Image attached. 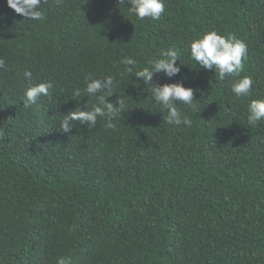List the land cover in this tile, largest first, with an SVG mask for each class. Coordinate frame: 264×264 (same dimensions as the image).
Instances as JSON below:
<instances>
[{"label": "trees", "instance_id": "16d2710c", "mask_svg": "<svg viewBox=\"0 0 264 264\" xmlns=\"http://www.w3.org/2000/svg\"><path fill=\"white\" fill-rule=\"evenodd\" d=\"M164 2L153 21L117 0H46L33 21L0 0V264H264V121L247 122L249 101L264 98V0ZM211 30L247 44L248 97L191 58ZM168 48L180 72L153 82L195 90L192 107L178 104L191 126L167 123L120 63ZM88 74L115 76L106 102L123 96L124 112L111 129L98 118L64 133L63 115L97 103L74 95ZM42 82L50 95L25 107Z\"/></svg>", "mask_w": 264, "mask_h": 264}, {"label": "clouds", "instance_id": "9594fccd", "mask_svg": "<svg viewBox=\"0 0 264 264\" xmlns=\"http://www.w3.org/2000/svg\"><path fill=\"white\" fill-rule=\"evenodd\" d=\"M46 0H6L7 6L16 14L28 20L43 21L45 13L41 4ZM119 5L130 15L139 20L150 18L160 19L165 11L164 0H117ZM191 58L205 70L214 72L215 77L224 81L226 77L234 78L231 83V92L237 98H246L253 90L254 80L251 76H241L244 71V60L247 57V44L235 34L220 35L217 31H206L193 39L190 44ZM179 53L175 48L162 49L156 57L149 58L144 66L131 57L125 56L120 63L125 66V73L150 85L154 101L165 110L166 121L169 124L191 126V119L184 115L178 104L192 107L196 102L193 100L194 89L185 87L181 82L156 84L153 82L154 74L163 73L167 78H172L180 72ZM5 61L0 59V69H5ZM139 69V70H137ZM27 80L32 79L29 71L23 73ZM123 75V74H122ZM85 88L76 90L75 96L86 94L95 97L97 103L91 108L77 107L63 115L60 123L62 132L68 133L72 130L73 121H79L81 125H87L89 129L94 128L98 118L105 121L106 128H113V121L121 117L125 109L124 97L116 100V106L106 102V97L113 95L118 82L114 75L103 78H95L92 74L85 76ZM53 85L50 82H42L27 87L24 91V106L30 107L36 104L41 96H49ZM111 93V95H109ZM247 122L249 125H256L264 121V98L250 100L247 106ZM57 264H72L71 258L58 257Z\"/></svg>", "mask_w": 264, "mask_h": 264}]
</instances>
